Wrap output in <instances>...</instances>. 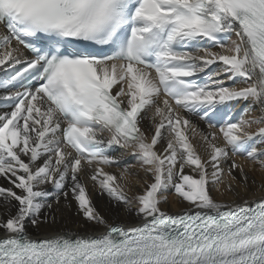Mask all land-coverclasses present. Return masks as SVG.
Wrapping results in <instances>:
<instances>
[{
  "label": "snow or ice",
  "instance_id": "obj_1",
  "mask_svg": "<svg viewBox=\"0 0 264 264\" xmlns=\"http://www.w3.org/2000/svg\"><path fill=\"white\" fill-rule=\"evenodd\" d=\"M0 178V264H264V0H0Z\"/></svg>",
  "mask_w": 264,
  "mask_h": 264
},
{
  "label": "bare ground",
  "instance_id": "obj_2",
  "mask_svg": "<svg viewBox=\"0 0 264 264\" xmlns=\"http://www.w3.org/2000/svg\"><path fill=\"white\" fill-rule=\"evenodd\" d=\"M6 183H7L6 180H4L3 178H0V184L6 185ZM173 206H176V207H178V209H180V208L186 207L187 205L186 204H179V203L173 202ZM169 210L172 211L171 208H169ZM66 226L68 228H75V226H76V218L74 216V210H73V212L71 214V218L67 222Z\"/></svg>",
  "mask_w": 264,
  "mask_h": 264
},
{
  "label": "rangeland",
  "instance_id": "obj_3",
  "mask_svg": "<svg viewBox=\"0 0 264 264\" xmlns=\"http://www.w3.org/2000/svg\"><path fill=\"white\" fill-rule=\"evenodd\" d=\"M169 206V208H171V210L173 211V212H175V211H178L179 209H178V207H176V206H173V202L172 203H170V205H168Z\"/></svg>",
  "mask_w": 264,
  "mask_h": 264
}]
</instances>
